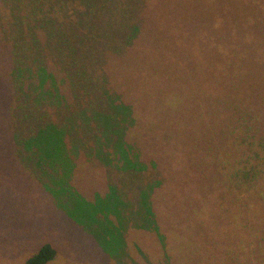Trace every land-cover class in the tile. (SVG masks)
<instances>
[{"label": "rangeland", "instance_id": "obj_1", "mask_svg": "<svg viewBox=\"0 0 264 264\" xmlns=\"http://www.w3.org/2000/svg\"><path fill=\"white\" fill-rule=\"evenodd\" d=\"M70 1L0 0V245L8 248L0 264H22L44 242L57 251L47 264H264L262 112L249 130L252 148L232 178L229 200L217 188L201 209L182 206L199 194L180 184L188 165L179 140H156L164 134L150 127L155 113L137 98L132 112L121 108V119L134 118L125 133L127 122L111 119L110 126L88 107L52 140L27 139L32 124L18 117L17 98L27 94L20 74L29 57L15 18L62 15ZM253 1L261 9L254 19L264 25V0ZM48 69L55 71L52 64ZM126 142L136 158L126 154ZM159 156L168 167L151 177L149 161Z\"/></svg>", "mask_w": 264, "mask_h": 264}, {"label": "trees", "instance_id": "obj_2", "mask_svg": "<svg viewBox=\"0 0 264 264\" xmlns=\"http://www.w3.org/2000/svg\"><path fill=\"white\" fill-rule=\"evenodd\" d=\"M259 4L72 0L52 18L17 15V37L29 57L20 74L27 94L17 98L18 117L32 124L27 139L52 140L88 107L110 126L111 119L127 122L125 133L134 118L121 119V108L132 112L137 98L144 111L155 113L150 127L164 134L156 140L168 145L166 138L172 137L181 144L188 174L180 184L199 194L182 206L204 208L217 188L229 200L232 178L240 176L252 148L249 130L264 114V32L250 37L264 29L254 19ZM246 26L239 35V27ZM24 79H29L26 89ZM61 87L68 96L58 93ZM126 144L128 157H135ZM167 167L160 156L148 165L151 177ZM56 255V248L44 242L22 264H47Z\"/></svg>", "mask_w": 264, "mask_h": 264}, {"label": "crops", "instance_id": "obj_3", "mask_svg": "<svg viewBox=\"0 0 264 264\" xmlns=\"http://www.w3.org/2000/svg\"><path fill=\"white\" fill-rule=\"evenodd\" d=\"M9 249H11V248H9ZM7 250H8V248L2 247L0 245V256L3 254L4 251H7Z\"/></svg>", "mask_w": 264, "mask_h": 264}]
</instances>
